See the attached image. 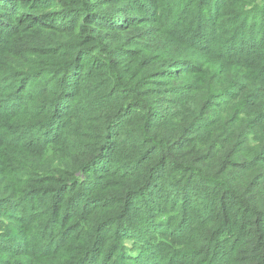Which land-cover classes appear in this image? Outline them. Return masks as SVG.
Returning a JSON list of instances; mask_svg holds the SVG:
<instances>
[{
  "label": "trees",
  "instance_id": "obj_1",
  "mask_svg": "<svg viewBox=\"0 0 264 264\" xmlns=\"http://www.w3.org/2000/svg\"><path fill=\"white\" fill-rule=\"evenodd\" d=\"M0 264H264V0H0Z\"/></svg>",
  "mask_w": 264,
  "mask_h": 264
}]
</instances>
